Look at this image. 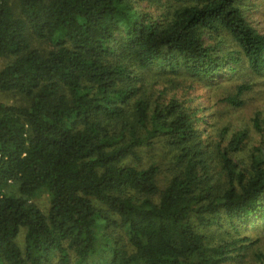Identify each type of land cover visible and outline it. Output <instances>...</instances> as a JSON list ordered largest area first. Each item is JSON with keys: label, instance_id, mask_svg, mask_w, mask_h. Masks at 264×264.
<instances>
[{"label": "trees", "instance_id": "16d2710c", "mask_svg": "<svg viewBox=\"0 0 264 264\" xmlns=\"http://www.w3.org/2000/svg\"><path fill=\"white\" fill-rule=\"evenodd\" d=\"M242 1L0 0V92L20 99L0 102V264L250 256L259 239L246 227L264 225L263 143L243 165L245 133L209 144L186 102L144 91L153 73L209 86L238 53L253 72L264 69V34ZM156 140L174 154L163 184L160 165L127 163ZM41 192L47 213L32 202Z\"/></svg>", "mask_w": 264, "mask_h": 264}, {"label": "rangeland", "instance_id": "374dc122", "mask_svg": "<svg viewBox=\"0 0 264 264\" xmlns=\"http://www.w3.org/2000/svg\"><path fill=\"white\" fill-rule=\"evenodd\" d=\"M155 7L164 5L167 0H156ZM146 4L143 5L145 7ZM242 8L244 16L249 20L252 27L259 34H264V0H243ZM162 10L159 8V11ZM222 44L221 55L227 53L226 47L229 40L221 38ZM205 41L209 44V36L206 35ZM36 46L46 48V45L35 43ZM239 52L236 46L234 49ZM241 59L238 65L229 62L219 75L215 76L214 82L207 85V81H193L184 77L174 78L175 81L167 77L158 78L153 73L148 75V85L144 87V91L149 92L152 101L159 98L161 103L167 102L172 98L180 99L186 102L185 106L196 112L197 117L203 121L202 132L205 142L217 146L221 144L226 146L231 139L238 133H245V148L237 153L236 159L243 165H248L250 157L255 148L263 146L264 149V69L259 73H255L249 67L248 62L244 59L243 54L237 55ZM233 66L234 71H230L229 67ZM165 80L166 82L164 83ZM152 86H149V85ZM166 84V85H164ZM246 88L243 93H239L241 88ZM228 98H236L241 103L239 105L227 103ZM19 98L10 94L0 92V102L6 105H14L19 103ZM258 126V127H257ZM175 153V152H174ZM141 162L130 159L127 163L146 167L151 164L161 166L160 183L166 182L165 179L175 173L176 168L173 167V151L165 145V141L156 140V144L152 148L143 149L141 152ZM9 190H13L10 189ZM44 213L50 208L51 198L48 194L41 192L32 199ZM246 234H249L253 241L259 239L256 246H252L250 256L247 259H241L238 264H259L255 258L256 254L264 255V225L260 221H256V227H246ZM24 235L20 237V243L23 244Z\"/></svg>", "mask_w": 264, "mask_h": 264}]
</instances>
